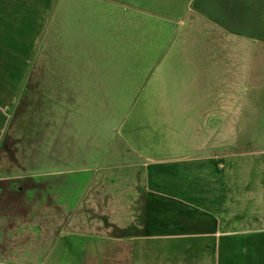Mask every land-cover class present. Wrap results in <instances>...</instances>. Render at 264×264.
<instances>
[{
	"label": "crops",
	"instance_id": "crops-1",
	"mask_svg": "<svg viewBox=\"0 0 264 264\" xmlns=\"http://www.w3.org/2000/svg\"><path fill=\"white\" fill-rule=\"evenodd\" d=\"M57 1L0 0V264H264V233L231 230L264 224V151L154 157L120 132L141 162L79 164L75 82L51 64ZM29 79L66 102H26L8 131Z\"/></svg>",
	"mask_w": 264,
	"mask_h": 264
},
{
	"label": "rangeland",
	"instance_id": "rangeland-1",
	"mask_svg": "<svg viewBox=\"0 0 264 264\" xmlns=\"http://www.w3.org/2000/svg\"><path fill=\"white\" fill-rule=\"evenodd\" d=\"M190 1L55 3L51 64L75 82L69 130L87 147L81 166L141 162L121 136L124 124L134 145L154 154L203 146L200 155L253 159L264 151V38L241 36L224 17L232 11L250 30L264 13V0H207L206 10L222 26L199 17L182 23ZM52 91L66 100L61 86ZM236 221L231 217V230L264 233L255 231L264 224Z\"/></svg>",
	"mask_w": 264,
	"mask_h": 264
},
{
	"label": "flooded vegetation",
	"instance_id": "flooded-vegetation-1",
	"mask_svg": "<svg viewBox=\"0 0 264 264\" xmlns=\"http://www.w3.org/2000/svg\"><path fill=\"white\" fill-rule=\"evenodd\" d=\"M206 1L207 0H198L197 3H193L194 0H191L190 3L188 4V10L185 16V20L183 19L182 23L189 21L193 17H199L201 19H205V20L213 22L214 24L222 26L223 24L221 23V21L217 18L211 17L212 14L210 15V13L206 10L205 8ZM224 17L228 24L226 25L227 28H229L230 30L232 29L234 31H237L241 36H244L250 39H256V40H261L264 38V13L259 17L256 24H254L252 29L250 30L235 16V14L232 11H227L224 14ZM120 132L126 133V135L130 137V139H133L135 143L134 137H132V135L130 134L131 132H129L128 129H126L125 124L121 127ZM143 143L146 144L147 141H144ZM139 149L142 152L143 151L146 152L143 147ZM184 152H187V151H184ZM184 152H181V153H184ZM148 153L154 157L164 156L162 154H157V153L154 154L151 151H149ZM181 153H177V154L171 153V154H167L166 156L178 155Z\"/></svg>",
	"mask_w": 264,
	"mask_h": 264
},
{
	"label": "trees",
	"instance_id": "trees-1",
	"mask_svg": "<svg viewBox=\"0 0 264 264\" xmlns=\"http://www.w3.org/2000/svg\"><path fill=\"white\" fill-rule=\"evenodd\" d=\"M35 85H36L35 84V81H32L31 79H29V81H28V90H26V92L21 96V99H20V101L18 103V106H17L16 110L14 111V113H13V115L11 117V122L9 124L8 131H9L10 127L14 124V122L19 119L20 113H21L22 104H24L26 102H28V103H37V104H45V103H48V104H58V103H65L66 102V100L63 97L60 98L57 95H49V94L47 95L46 93H43L41 90H38V88H37L38 85L37 86H35ZM228 112L226 114H228ZM220 126H221V124H220ZM208 129L211 130V127H209ZM214 133H215V131L213 129L212 130V133L206 139V141L204 142V144H206V142L208 143V141L212 138V136L214 135ZM4 141H5V139H3V143H2L3 145L5 144ZM2 150H3V148L1 146V151Z\"/></svg>",
	"mask_w": 264,
	"mask_h": 264
}]
</instances>
